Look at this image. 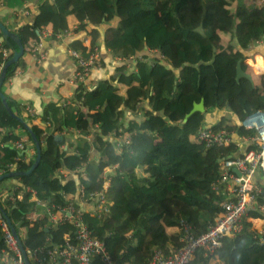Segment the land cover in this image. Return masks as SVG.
I'll return each instance as SVG.
<instances>
[{"label":"trees","instance_id":"trees-1","mask_svg":"<svg viewBox=\"0 0 264 264\" xmlns=\"http://www.w3.org/2000/svg\"><path fill=\"white\" fill-rule=\"evenodd\" d=\"M2 1H7L9 9L23 5L22 0ZM256 2L40 0L32 24L11 28L25 52L8 67L2 85L7 103L0 97V174L27 171L36 159L32 138L18 120L25 119V106L8 95L7 85L28 68L26 51L39 40L38 31L49 27L54 39L56 34L73 31L68 46L86 59L102 36L116 72L92 89L79 83L70 103L48 102L40 115L26 118L42 146L41 160L31 174L0 181V203L16 232L24 233L27 251L64 242L66 235L73 240L74 228L70 223L52 224L47 217L30 226L34 202L28 193L18 198L25 188L35 189L40 199L65 203V196L76 194L82 186L101 190L104 170L115 164L120 170L112 175L107 192L109 212L101 218L84 215L92 235L105 242L114 263L150 264L156 249L166 256L177 252L183 245L181 219L195 235L208 230L222 214L226 197L212 188L220 177L219 161L234 156L238 146L233 142L227 147H207L197 134L206 124L205 115L217 110H230L236 117L223 114L212 128L234 133L235 142L254 134L241 121L254 111H264V73H260L264 58L257 55L246 61L254 44L264 40V4ZM86 38H91L90 47L84 43ZM4 42L11 49L7 63L18 43L13 38ZM145 50L159 56L144 55L138 60ZM130 58L132 68L127 67ZM239 60L245 70L251 64L259 72L252 74L253 82L237 81ZM106 64L110 65L100 56L93 68ZM202 100L205 112L184 122L193 105ZM36 119L40 126L34 124ZM24 134L32 153L27 149L21 154L13 145ZM62 170L69 176L63 177ZM254 217L259 213L250 210L240 234L227 239L225 247L212 255L204 257L201 251L191 264H264V239L256 236L250 221ZM92 264L104 263L96 256Z\"/></svg>","mask_w":264,"mask_h":264},{"label":"built area","instance_id":"built-area-1","mask_svg":"<svg viewBox=\"0 0 264 264\" xmlns=\"http://www.w3.org/2000/svg\"><path fill=\"white\" fill-rule=\"evenodd\" d=\"M259 4H264V0H257ZM3 3V1H2ZM29 16L31 11L23 9L18 12ZM68 30L56 34V38L70 36ZM39 40L32 43L26 51L28 64L40 66L48 58V52L43 48L46 39L53 37V32L48 27H43L38 31ZM66 37V38H67ZM65 39V38H64ZM0 52L3 61L0 63V75L5 67L6 61L11 53L10 48H6L5 42L0 36ZM153 52V51H152ZM69 53L79 64L73 75V82L76 84L86 82L93 66L99 60L98 48L86 59L79 51L69 49ZM142 57L137 59H141ZM30 61V62H29ZM247 61V60H246ZM245 62V61H244ZM243 63V62H242ZM133 59L127 61V67L132 68ZM249 66V65H248ZM246 66V68L248 67ZM136 70V68H135ZM263 73V72H260ZM70 103V100L64 104ZM29 111V110H28ZM30 114L36 112L30 109ZM241 125L246 130L254 132L253 135L242 137L235 142L234 133L225 129H214L211 125L205 124L197 134V139L207 147L229 146L233 142L238 146V152L234 156L221 158L220 177L213 184L212 188L226 194L221 202L222 214L219 215L208 230L200 235H195L190 225L184 219L180 220V230L182 236L180 241L182 247L171 255H164L160 249H156L150 264H191L196 256L203 251L204 257L214 254L217 250L225 247L227 239H233L243 230V220L250 210L259 213L261 226L256 230L257 237L261 241L264 239V111L257 110L245 116ZM27 139L13 142V145L26 152ZM129 138L125 140L126 143ZM67 147V146H65ZM13 165L12 168L16 167ZM235 169L238 170V174ZM119 165L107 167L102 175L104 185L101 190H88L83 186L76 194L65 196V203H54L49 200L40 199L37 191L32 188H25L18 196L21 200L23 194H30V200L34 202L33 212L29 216V224L33 226L36 221L48 218L52 224L70 223L74 228V239L66 235L64 242L50 245H39L32 250H26L21 246L18 238L11 231L5 214L1 211V225L5 234V247L0 248V264H27L26 256L30 264H92L94 257L99 256L104 264H116L108 254L103 240L93 236L84 220V215L90 213L92 216L101 218L110 209L111 201L107 197L108 189L111 185V177L119 172ZM63 177H68L67 171H61ZM60 173V174H61ZM14 200V197H11ZM261 201L260 203L258 201ZM23 245L24 233H18ZM26 252V255L24 253ZM121 264H132L125 262Z\"/></svg>","mask_w":264,"mask_h":264},{"label":"crops","instance_id":"crops-1","mask_svg":"<svg viewBox=\"0 0 264 264\" xmlns=\"http://www.w3.org/2000/svg\"><path fill=\"white\" fill-rule=\"evenodd\" d=\"M23 5L20 7H15L14 9H9L7 1L0 0V20L7 26L9 30L15 29L19 26L26 24H32L34 22L35 9L36 5L40 0H22ZM256 3H259L258 1ZM6 4V5H5ZM23 9H29L31 14L29 16L22 15L18 12H22ZM12 28V29H11ZM49 28V27H48ZM50 29V28H49ZM89 29H92V26H89ZM101 31L105 29V26H100ZM51 30V29H50ZM52 31V30H51ZM71 33L70 36L64 38H48L43 43V48L48 52V58L43 62L42 65L36 66L34 64H28V68L22 72L17 73L8 82L7 93L13 99L21 102L25 106L24 117L25 119L30 116V109L34 110L37 115H40L48 102H66L74 96L75 91L78 88V84L73 82V75L77 69V64L74 58L69 53V42L75 36L73 31L68 30ZM74 35V36H73ZM84 34H78L76 37L83 38ZM4 40L5 38L2 37ZM33 42V40H31ZM85 45L91 46V38H86L84 41ZM96 47L100 52V56L105 58L106 64L105 68L98 69L93 68L89 77L87 78L85 85L88 89H92L96 82L99 80L109 77L110 75H115L116 72L112 68V60L109 51L104 50L102 36L96 42ZM150 52V51H147ZM159 56V53L153 52ZM264 40L258 41L254 44L253 48L249 51L250 57L256 58L257 55H261L264 58ZM28 59V57L26 58ZM29 60V59H28ZM253 61V60H252ZM30 62V61H29ZM112 65V66H111ZM249 68L254 67L250 64L246 71ZM255 70V69H254ZM250 71V70H249ZM248 71V72H249ZM251 73H255L251 71ZM29 110V111H28ZM128 116H131L130 113ZM218 114L217 119L213 122L205 121L206 124L211 125L216 123L220 116L225 114L235 116L234 113L230 110H217L214 113L207 114L210 115V119ZM236 117V116H235ZM34 124H42L39 119L34 120ZM43 126V125H42ZM22 138L27 139L28 137L24 134ZM29 153L33 152L34 149L32 144H28ZM15 181V180H12ZM11 181V182H12ZM257 217L251 218L250 221L254 229H257L261 226V219H256Z\"/></svg>","mask_w":264,"mask_h":264},{"label":"water","instance_id":"water-1","mask_svg":"<svg viewBox=\"0 0 264 264\" xmlns=\"http://www.w3.org/2000/svg\"><path fill=\"white\" fill-rule=\"evenodd\" d=\"M0 31L2 33V36L5 39L13 38L18 43V50L13 54L11 59L5 64V67L3 68L2 72H1V75H0V97L4 101V103H7V98H6L5 94L2 91V85H3L4 81H5L6 72H7V69H8V67L10 65L17 63L19 61V59L23 56V54L25 52V48H24V45L21 42V40L17 37V35L15 33H13L11 30H9L7 28V26L1 20H0ZM242 78H247L248 80L253 82L252 73H249V72L245 71V69L242 67V60H239L238 63H237V69H236V79H237V81H240ZM197 112H202V113L205 112V104H204L203 100L200 103H195L193 105V108L185 116L184 122H187L189 120V118L192 117ZM18 120L26 128V130L28 131V133L30 134V136L32 138V141H33V143L35 145V149H36V159H35L32 167L30 169H28L27 171H23V172L12 171V172H5L3 174H0V181H2L3 179L13 178V177L21 175V174H23V175L31 174L36 169L37 165L39 164V162L41 160L42 146L40 144V141L38 139L37 134L35 133V131L32 128V126L29 124L27 119L19 117ZM23 153H25V151L22 152L21 154H23ZM234 171H236L238 174H240L237 169H235ZM1 206L2 205L0 203V210H2ZM7 221H8V224L10 225L11 231L18 238L20 245L23 246L22 242H21V240L19 238L18 233L16 232L15 228L11 224V221L9 219ZM45 231L48 232L49 229L46 228ZM24 253L26 255L25 251H24ZM26 263L30 264L29 260L27 259V256H26Z\"/></svg>","mask_w":264,"mask_h":264},{"label":"rangeland","instance_id":"rangeland-1","mask_svg":"<svg viewBox=\"0 0 264 264\" xmlns=\"http://www.w3.org/2000/svg\"><path fill=\"white\" fill-rule=\"evenodd\" d=\"M147 51H149V50H145V51L139 53V54H138V58L143 57L144 55H148L150 58L156 56V54L153 53L152 51H150V52H147ZM251 58H252V60L255 59L254 57H251ZM249 70H250V71H249ZM248 71H249V73H251V71H253V72H255V73L258 72V71H256V70H254L253 68H252V69L249 68ZM258 73H259V72H258ZM258 73H257V74H258ZM217 117H218V114H215V116H213L211 119H210V115H205V119H206L207 121H210V122H213L215 119H217ZM93 151H94V153L97 155V151H96V150H93ZM12 182H14V181H12Z\"/></svg>","mask_w":264,"mask_h":264},{"label":"clouds","instance_id":"clouds-1","mask_svg":"<svg viewBox=\"0 0 264 264\" xmlns=\"http://www.w3.org/2000/svg\"><path fill=\"white\" fill-rule=\"evenodd\" d=\"M246 71V70H245ZM248 72V71H247Z\"/></svg>","mask_w":264,"mask_h":264}]
</instances>
